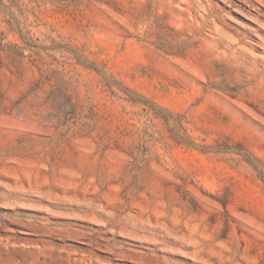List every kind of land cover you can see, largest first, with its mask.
Wrapping results in <instances>:
<instances>
[{
	"label": "rangeland",
	"instance_id": "1",
	"mask_svg": "<svg viewBox=\"0 0 264 264\" xmlns=\"http://www.w3.org/2000/svg\"><path fill=\"white\" fill-rule=\"evenodd\" d=\"M0 264H264V0H0Z\"/></svg>",
	"mask_w": 264,
	"mask_h": 264
}]
</instances>
